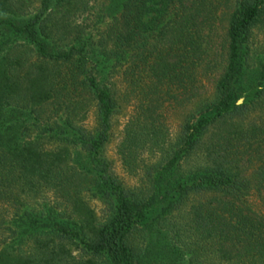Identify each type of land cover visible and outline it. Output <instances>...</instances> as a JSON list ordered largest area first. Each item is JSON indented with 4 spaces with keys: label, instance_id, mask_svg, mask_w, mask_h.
<instances>
[{
    "label": "trees",
    "instance_id": "obj_1",
    "mask_svg": "<svg viewBox=\"0 0 264 264\" xmlns=\"http://www.w3.org/2000/svg\"><path fill=\"white\" fill-rule=\"evenodd\" d=\"M86 6L0 12V264H264V119L251 117L264 58L249 42L264 0H104L89 32L69 22ZM227 9L225 68L207 95L208 44ZM114 80L134 101L118 154L141 171L136 186L104 154ZM165 103L191 106L168 145ZM136 144L156 155L143 170ZM18 190L51 193L52 205L11 208Z\"/></svg>",
    "mask_w": 264,
    "mask_h": 264
},
{
    "label": "rangeland",
    "instance_id": "obj_2",
    "mask_svg": "<svg viewBox=\"0 0 264 264\" xmlns=\"http://www.w3.org/2000/svg\"><path fill=\"white\" fill-rule=\"evenodd\" d=\"M82 2H85L87 5L84 7H79L80 10L76 12L74 15L69 17V22L75 24H82L85 22L86 30L89 32L92 28V23L94 22V16L98 9V5L102 3L104 0H81ZM232 0H228V7L230 6V2ZM40 0H0V6L3 8L0 9V12H3L2 14L9 16L8 13L10 10L17 9L16 12L20 13L21 15L25 16L30 13L36 12V9L39 7ZM231 10L227 9L224 14L220 13V20L217 25V33L215 37L210 40L208 44L209 54L211 57L209 60H212V62L215 63V69H208L205 72V76L202 78V84L204 87V90L206 91L207 95L210 94V90L213 88L214 83L220 78V76L223 73V70L225 68V60H226V50L227 45L225 41V30H226V24H227V18L230 14ZM105 24V23H104ZM89 25V27H88ZM103 26V25H102ZM98 31L100 32L103 30L101 26H98ZM95 33V32H93ZM250 54H253V52H259L260 55L264 58V29L262 27L255 28L253 30L251 38H250ZM21 43H16L17 47L21 46ZM26 57L33 59V53L30 51L26 52ZM25 70V67L23 68ZM117 82V90L116 95L118 96L116 98L117 102V109L116 113L111 118V139L110 142L105 146L104 148V154L105 157L111 161L112 168L114 174L121 179L126 185L128 186H136L137 185V177L140 176L141 171H138L135 173L133 169H130V167L125 166L120 161V156L118 154V147L121 144L122 139L124 138V131L127 123L131 119V117L134 114V101L132 97L124 96L123 95V87L119 84L118 80H114V82ZM191 109L190 105H187L185 103L180 104L179 106H176L175 104H168L165 103V108L162 111H159V125H161V131H163L164 135V141L166 142V145L168 143L172 142L176 135L179 132V127L182 123V121L188 116V113ZM45 114V113H44ZM42 114V118H45L47 114ZM259 116L262 119H264V104L262 106L261 110L255 111L251 117ZM24 123V122H23ZM83 124H85L88 128H93L95 124V114L92 109L88 111L86 119L82 121ZM24 124L29 125L31 124V121L28 120ZM158 128L159 126H154ZM139 145V144H138ZM133 145L135 154H134V163L132 165H136L137 167L141 168L140 170H143L144 167L148 165L149 162L155 160V153L153 151V148L151 146L145 145V146H138ZM121 149H119L120 152ZM187 167V165H185ZM139 170V169H138ZM31 192L24 193L21 190H18L16 193L17 196L16 199L13 201L11 208L26 210V209H35L39 210L42 205H45L48 203V201L51 200V193H44L39 192L36 196L33 194H30ZM88 205L95 211L96 214L100 215V210L102 209V206L96 202L95 200H89ZM258 203V202H257ZM11 205V203H10ZM52 205V204H47ZM258 205V204H257ZM259 207V206H258ZM15 209V210H16ZM183 218V214L180 215ZM6 217V216H5ZM7 218V217H6ZM177 218V226L178 228H181L183 230L182 234L184 235L183 240L187 238V233L185 232L184 227L182 224L184 223L181 220ZM168 229V228H167ZM171 230L168 229L167 231ZM168 242L170 243V238H168Z\"/></svg>",
    "mask_w": 264,
    "mask_h": 264
}]
</instances>
